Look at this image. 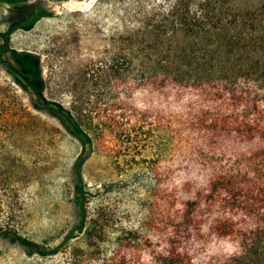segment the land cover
<instances>
[{
    "label": "trees",
    "instance_id": "16d2710c",
    "mask_svg": "<svg viewBox=\"0 0 264 264\" xmlns=\"http://www.w3.org/2000/svg\"><path fill=\"white\" fill-rule=\"evenodd\" d=\"M148 3L130 30L116 34L111 73L97 68L91 77L92 92H99L98 84L109 87L110 77L117 82L114 90L126 81L128 103L124 107V98H115V125L128 131L130 121L135 134L144 125L159 129L167 151L147 222L156 231L154 203L160 202L157 237L143 242L138 230H128L111 260L264 264V0ZM12 55L18 67L11 74L35 96L34 107L47 109L82 149H90L103 121L91 122L97 107L91 93L79 95L72 108L49 101L39 59ZM84 158L75 161L78 174ZM11 161L0 155V201ZM0 233H9L1 222ZM220 241L229 243V251L217 250Z\"/></svg>",
    "mask_w": 264,
    "mask_h": 264
},
{
    "label": "rangeland",
    "instance_id": "374dc122",
    "mask_svg": "<svg viewBox=\"0 0 264 264\" xmlns=\"http://www.w3.org/2000/svg\"><path fill=\"white\" fill-rule=\"evenodd\" d=\"M148 2L0 0V155L12 160L0 201V222L9 230L0 233V264H117L111 258L121 234L138 230L143 242L157 237L160 202L156 231L147 222L167 155L162 132L144 125L135 134L130 121L128 131L116 126L115 98L126 107L127 82L114 90L110 77L111 90L98 84L92 92L91 80L97 68L111 73L116 34L130 30ZM14 52L39 59L47 100L72 108L79 95L91 93L97 101L91 122L106 126L99 124L102 134L90 149L47 109L34 107L35 96L11 74L18 67ZM84 154L78 174L75 161ZM229 249L227 242L217 245L219 252ZM139 254L147 258L146 249Z\"/></svg>",
    "mask_w": 264,
    "mask_h": 264
}]
</instances>
